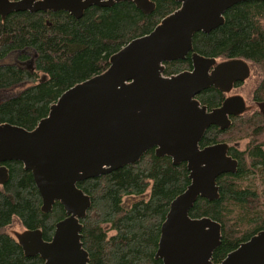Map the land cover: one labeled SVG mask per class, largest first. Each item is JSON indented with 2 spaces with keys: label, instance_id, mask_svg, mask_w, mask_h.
Masks as SVG:
<instances>
[{
  "label": "water",
  "instance_id": "1",
  "mask_svg": "<svg viewBox=\"0 0 264 264\" xmlns=\"http://www.w3.org/2000/svg\"><path fill=\"white\" fill-rule=\"evenodd\" d=\"M124 1L134 2L146 14L157 7L154 0H0V15L66 11L79 19L90 7ZM176 1L181 3L178 10L112 55L106 71L66 90L34 129L0 123V184L10 177L4 163L20 161L33 174L42 211H52L57 201L66 211L51 240L44 239L41 229L17 234L27 257L39 255L44 264H90L81 220L92 202L78 184L135 164L154 148L158 157L187 163L191 179L170 204L156 258L163 264H264V230L214 263L222 225L190 215L198 198H220L218 178L238 169L227 142L201 147L207 129L226 130L232 116L249 110L240 95L227 97L211 110L197 95L210 87L229 93L251 75L242 58L219 61L194 52L193 38L224 24L229 8L251 0ZM189 54L191 70L164 75L166 63ZM258 107L264 114V101Z\"/></svg>",
  "mask_w": 264,
  "mask_h": 264
},
{
  "label": "trees",
  "instance_id": "2",
  "mask_svg": "<svg viewBox=\"0 0 264 264\" xmlns=\"http://www.w3.org/2000/svg\"><path fill=\"white\" fill-rule=\"evenodd\" d=\"M154 12L144 13L132 1L113 6H93L77 19L66 11H17L0 15V93L21 88L0 102V123L28 130L45 118L50 107L69 88L110 66L112 55L132 40L152 32L181 7L176 0H154ZM194 52L219 60L242 58L252 70L263 69L254 92L264 101V1L251 0L225 12V22L209 33L197 32ZM34 53L32 73L16 65ZM192 68L191 54L165 64L164 75ZM243 84L240 82L238 86ZM228 94L210 87L197 95L209 110L220 106ZM247 113V112H246ZM232 116L226 130L207 129L201 147L227 142L238 160L235 173L220 176V198H198L190 215L210 217L222 225V243L213 254L220 263L231 251L264 230V114ZM251 138L245 150L238 142ZM9 180L0 184V264H44L39 256L27 257L16 236L6 231L14 218L24 230L41 229L51 240L56 223L66 217L57 201L52 211H42V197L30 170L20 161L4 163ZM187 163L174 164L148 150L135 164L80 182L91 197V207L81 220L83 244L90 264H163L156 258L161 227L171 202L191 183Z\"/></svg>",
  "mask_w": 264,
  "mask_h": 264
},
{
  "label": "rangeland",
  "instance_id": "3",
  "mask_svg": "<svg viewBox=\"0 0 264 264\" xmlns=\"http://www.w3.org/2000/svg\"><path fill=\"white\" fill-rule=\"evenodd\" d=\"M34 56L35 55L33 53L32 56H30L29 59L26 60L27 63H30V61L34 59ZM29 66L35 68V63H32L30 65L29 64L25 65L27 69H30ZM261 74H263V69L261 70L260 67L258 66L254 67L250 77L247 80H245L241 86L233 89V91L229 92L228 94V96L240 95L245 99L246 104L249 108V110L246 113V116L248 117H252L254 114L259 112V108L255 104L256 100L254 99V92L260 81ZM20 89L21 88H16L15 90L12 89L8 92L0 93V102L4 100L6 97H8L10 94L14 93V91H18ZM250 140L251 138H244L239 140L238 142H235V144H238L240 150H245ZM263 204H264V199H263ZM6 231L11 235L17 237L18 233H22L24 231V227L22 226L18 218H14L12 224L6 227Z\"/></svg>",
  "mask_w": 264,
  "mask_h": 264
},
{
  "label": "flooded vegetation",
  "instance_id": "4",
  "mask_svg": "<svg viewBox=\"0 0 264 264\" xmlns=\"http://www.w3.org/2000/svg\"><path fill=\"white\" fill-rule=\"evenodd\" d=\"M23 52L26 53L29 57L32 56V54H31V52H30L29 50H23ZM29 57H28L26 60H28ZM35 57H36V56H34V59H33V60H35ZM26 60L17 61L15 64L18 65L19 67L23 68V69H27V68L25 67V65H27V64L30 65V64L34 63V61H33V62L30 61V63H27ZM29 67H30V66H29ZM191 69H192V68H191ZM191 69H190V70H191ZM27 70H29V71H31V72L33 73V72L35 71V68H34V67H30V69H27ZM239 83H240V82L235 83L233 89L239 87V86H238ZM242 83H243V82H242ZM241 85H242V84H241ZM241 85H240V86H241ZM233 89H232L230 92H232ZM227 94H229V93H227ZM227 97H229V96H227ZM259 102H262V101H255V104H256L257 107H258V103H259ZM258 108H259V107H258ZM259 111H260V110H259ZM260 112H261V111H260Z\"/></svg>",
  "mask_w": 264,
  "mask_h": 264
}]
</instances>
